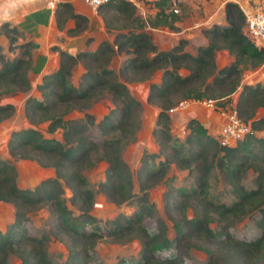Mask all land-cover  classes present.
<instances>
[{"label":"trees","instance_id":"16d2710c","mask_svg":"<svg viewBox=\"0 0 264 264\" xmlns=\"http://www.w3.org/2000/svg\"><path fill=\"white\" fill-rule=\"evenodd\" d=\"M154 5L157 12L143 19L132 1L110 0L97 12L106 31L114 34L112 42L104 39L95 50L75 54L52 48L58 52L59 66L41 78L36 87L40 96L26 99L24 113L30 126L12 131L7 148L11 158L34 161L53 169L54 175L33 188H21L14 162L0 157V203L11 204L14 216L5 230H0V264H9L11 255L19 259L18 264H54L47 251L48 234L30 235L27 229L31 211L44 205L56 216V227L69 238L70 253L64 264H90V250L98 239L111 237L119 241L134 233L141 239L138 264H182L194 241L206 245L208 257L204 264H256L264 249V138L256 135V131L264 129V115L256 118L257 110H264V82L242 86L235 107L250 131L234 146H221L195 118L186 124L185 139L178 141L171 133L169 110L185 100H218L223 105V100H229L241 86L243 71L264 63V46L247 36L243 11L236 2L228 1L224 6L225 24H212L202 30L206 45L190 53L185 51L187 41L181 39L171 49L159 50L145 29L164 26L176 30L178 15L172 0H156ZM55 16L59 29L67 19L74 20L75 27L67 31L68 35L86 28L87 18L75 13L69 3L59 4ZM0 34L8 39L10 51L22 48L21 56L8 58L0 45L1 100L30 90L34 44L9 23L0 26ZM18 39L25 42L18 45ZM222 49L234 60L217 68L215 52ZM114 54L125 56L118 73L109 67ZM78 64L84 72L74 85L71 76ZM159 70L161 80L149 84L147 95V102L159 109L152 131L158 150L143 153L137 171L139 192L135 193L133 173L123 151L136 140L142 104L127 84L148 81ZM180 70L187 73L183 75ZM102 99L113 107L97 120L90 109ZM14 112L13 104H0V122ZM73 112L83 116L69 118ZM43 123L47 124V133L61 130L62 140L45 137L37 127ZM92 129L94 133H90ZM100 161L107 168L97 192L117 205L135 197L137 203L134 214L120 213L101 226L90 214L95 192L84 176ZM171 164L195 171L194 188L170 189L165 194V209L175 230L172 239L161 220H156L153 233L143 225L146 218L154 217L148 191L164 180ZM248 170L255 173V188L246 189L242 184ZM214 171L229 188L232 203L206 198L208 180ZM66 188L71 191L70 200L79 205L77 216L66 204ZM190 200L196 204L193 217L185 212ZM254 213L258 214L254 223L261 235L252 240L232 235L230 224ZM213 221L216 229L211 227ZM157 250L172 253L158 257Z\"/></svg>","mask_w":264,"mask_h":264},{"label":"rangeland","instance_id":"374dc122","mask_svg":"<svg viewBox=\"0 0 264 264\" xmlns=\"http://www.w3.org/2000/svg\"><path fill=\"white\" fill-rule=\"evenodd\" d=\"M21 1L22 0H1L0 26L3 23H9L11 26H15L13 22H15L23 13L22 8H20ZM155 1L156 0H151V1L147 0L145 3L152 4L150 5V7L152 9H155L154 8ZM219 1L224 2V0H216V3L218 4ZM228 1L236 2L238 6L241 8V10H246L248 11V13L255 11H260L264 13V0H226V2ZM220 4H222V2ZM176 6L177 8H179L178 3L176 4ZM136 12L142 18V16L140 15V10L137 7H136ZM152 17L153 16H150V18ZM159 27L163 29L167 28L164 26H159ZM112 36L114 38V34ZM24 42L25 40L18 39L16 41V44L19 45ZM4 49H5L4 50L5 55L8 58L21 56L20 52L22 51V48L15 47V49H13L12 51L9 50V41L7 38L5 40ZM220 59L223 61L222 58ZM263 65L264 63L261 66ZM247 73H248L247 71H243L241 75V86L230 97L229 100L227 99L224 100L223 102L224 107L230 105L234 106L235 101L242 89V86L247 83L245 82V80L242 81V79L245 77ZM157 78L158 79L160 78L158 71L148 81L127 84L132 95L136 97L142 104L141 127L137 132L136 140L131 144H129L123 151V157L125 161L128 163L133 173V181H134L133 190L135 193L139 192L137 171L139 169L140 160L143 153L144 152L156 153L158 150L157 144L152 136V131L155 127V122L159 109L156 106L147 102L149 84L157 82L158 81ZM260 82L262 83L264 82V80ZM147 84H148V88L146 91L145 87ZM31 92L32 90L30 89L28 92H18L12 95L4 96L0 100V104H5L4 102H9V101H13L15 103L24 101L23 102L24 104L25 100L29 96H34V97L40 96L37 89H35L36 92L35 95L34 93ZM191 102H195V101H191ZM202 105L203 104H201V106ZM112 107L113 105L107 99H102L101 101L96 102L92 106V108L90 109V113L93 114L97 120H99L101 117L108 114L112 109ZM202 107L205 109H209L206 108L205 106ZM17 110L15 109L13 115L10 118H8L6 121L4 120L5 121L4 123L0 124V146L5 145L7 151H8L7 143L11 132L14 130H19L21 128H26L30 126L25 117L24 107L23 109L21 107L20 111ZM209 110L213 111V109H209ZM263 115H264V110L259 108L256 112V118H259ZM82 116L83 114L81 112H73L70 114L69 118H78ZM23 118L25 122L28 123V126L22 125ZM186 118H187L186 113H182L181 115L176 113L175 115H172L171 125H170L171 133L173 137L178 141H183L188 133L186 129V124L189 120V117L187 122H185ZM37 127L45 137H51L58 140H62L61 130L56 131L53 134H50L46 132V127H47L46 123L40 124ZM90 133H94V130L92 129ZM256 135L264 138V129L256 131ZM5 146L4 148L0 147V157L2 158L4 155H6ZM21 167L23 168V166ZM106 168H107V164L104 161H100L96 163L94 167L84 172V176L86 177L88 187L95 192L94 202L90 210V214L100 221L99 222L100 226L103 225L106 220L113 219L115 216H117L120 213L126 215H132L135 213L137 209L136 197L132 201L130 200L129 202H125L120 205H117L106 199V197L102 193L97 192L98 184L105 179ZM194 175H195L194 170L189 172V170L187 169H179L174 164H171L164 180L159 184H157L156 186L152 187L148 191L149 201L154 205V217L146 218L143 225L145 228L149 229L150 233H153L155 231L154 229L156 226L155 225L156 220H161L162 223H165L166 226L168 227L167 233L169 238L171 239L173 238L175 234V230L173 227V220L168 217L167 211L165 209V194L170 189L189 190L191 188H194L195 187ZM28 178L29 175H26L24 177L25 180H27ZM254 178H255V173L252 172L251 170H248L247 174L243 177L242 180V184L245 186L246 189H251L256 187ZM208 182H209L208 193L206 196L207 199L212 200L214 202L219 201L228 204L232 203L233 198L229 193V188L222 182V179L220 175L217 173V171L211 173ZM64 197L66 198V204L68 208L72 210L73 215L75 216L79 215L80 214L79 205L77 203H73L70 200L71 191L68 188L65 189ZM195 205L196 204L193 200H190L186 203L185 212L188 217H193L196 214ZM256 217H258V214L254 213V215H247L241 219L235 220L232 224H230V231L232 235H234L237 238L247 239V240H252L259 237L261 235V231L255 226L254 220ZM9 218L10 219L13 218V210L9 209V207L5 204H0V230L2 231L5 230L6 226L9 223ZM56 221H57L56 216L52 213L50 207L48 205H44L40 208L31 211L29 215V220L27 222V229L30 235H39L42 233H47L49 237V241L47 245V251L49 257L51 258L54 264H64L67 261L70 253V244H69L70 241L69 238L56 227L57 226ZM211 227L216 229L215 221L211 223ZM205 246L206 245L201 241H194L193 246L189 250L187 256L185 257V261L182 264H204L207 261V257H208ZM91 249L92 250H90V255H91L90 264H138V262L140 261L141 239L140 236L136 233L119 241L111 237H102L96 241V243ZM171 253L172 250H166V251L157 250L156 255L158 257H164L165 254H171ZM18 263H19V259L16 258L14 255H11L9 257V264H18ZM256 264H264V249L263 252L257 257Z\"/></svg>","mask_w":264,"mask_h":264},{"label":"crops","instance_id":"0c3cea01","mask_svg":"<svg viewBox=\"0 0 264 264\" xmlns=\"http://www.w3.org/2000/svg\"><path fill=\"white\" fill-rule=\"evenodd\" d=\"M131 1L137 8H139L142 18H150V16H153L157 12L156 7L153 6L155 9L150 7L152 4L145 3L147 0ZM221 2L222 4H220ZM63 3H69L75 13L81 14L87 18L85 29L78 33L68 35L67 31L75 27L73 19H67L64 22L63 27L59 29L57 27L55 16L56 11L48 10L45 5V0H22L20 2V8H22L23 13L15 22H13L19 30L24 32L27 40L34 44L31 51L32 67L29 72L31 83L30 89L32 90L31 93H34V95L36 93L35 89L37 85L41 82V78L45 74L55 71L59 66L58 52L53 50V47H58L71 54H75L77 51L81 50H95L98 44L104 39L110 42L113 41V34L106 31L101 17L96 11H93L87 6L84 3V0H65ZM177 3L179 6V8L176 6V9L178 10V20L174 23L177 27L176 30H170L168 28L163 29L160 27H147L145 30L151 35L153 43L159 50H169L177 45L179 40L184 39L187 41L185 51L194 53L196 47L206 45L208 42L207 38L202 33L204 28H208L212 24H225L224 6L226 0H224V2L219 1L218 4L216 3V0H176V4ZM5 40V35L0 34V45L3 53H5ZM124 58L125 56L123 54H114L109 67L118 73L119 67L124 61ZM220 58H222L223 61ZM233 60V56H231L227 50L222 49L215 52L217 68L227 66ZM245 71L248 73L242 81L245 80V82H247L246 84H254L259 80H264V65L256 69ZM83 72L84 69L80 64L73 68L71 80L74 85L78 84L79 77ZM158 73L160 78H157L158 81L155 83H159L161 80L162 71L160 72L159 70ZM180 73L184 75L187 71L181 70ZM147 88L148 84L145 87L146 91ZM23 102L15 103L9 101L4 103H11L16 110L18 108L17 111H20V108L22 107L23 109L24 107L25 103L23 104ZM202 106L198 102H189L185 108L175 112L180 115L186 113L187 118L185 122H187L188 117L189 119H197L207 129L208 133L212 136H217L223 123V118L217 111L205 109ZM175 112L170 114L171 118L172 115L176 114ZM5 121H2L0 124ZM22 125L28 126V123L25 122L24 118ZM4 146L5 145H2L0 147L4 148ZM3 158L11 159L14 162L18 174L17 184L21 188H33L41 180L54 175L53 169L43 168L34 161L11 158L7 149L6 155H4ZM21 166H23V168ZM26 175H29L27 180L24 179ZM0 204H5L9 209L13 210L11 204L2 202ZM13 219L14 216L12 219L9 218L8 224H10V221H13Z\"/></svg>","mask_w":264,"mask_h":264},{"label":"built area","instance_id":"2783aa9c","mask_svg":"<svg viewBox=\"0 0 264 264\" xmlns=\"http://www.w3.org/2000/svg\"><path fill=\"white\" fill-rule=\"evenodd\" d=\"M65 0H45L46 8L50 11H55L59 4ZM110 0H84V3L93 11L109 2ZM131 1V0H130ZM175 4L176 0H172ZM178 12L176 8H173ZM245 15V32L247 36L256 44L264 46V13L255 11L248 13L242 10ZM224 101V100H223ZM190 100L181 101L176 107L169 110V113L185 108ZM196 102V101H195ZM198 103L203 104L206 108L217 111L223 118V123L215 136L221 146H234L241 141L250 131V126L244 123L237 113L235 104L230 106L220 105L218 100H197ZM223 103V102H222Z\"/></svg>","mask_w":264,"mask_h":264}]
</instances>
